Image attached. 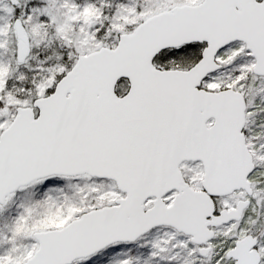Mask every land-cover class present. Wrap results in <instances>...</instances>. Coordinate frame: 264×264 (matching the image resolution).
<instances>
[{
    "label": "snow or ice",
    "instance_id": "1",
    "mask_svg": "<svg viewBox=\"0 0 264 264\" xmlns=\"http://www.w3.org/2000/svg\"><path fill=\"white\" fill-rule=\"evenodd\" d=\"M0 264H264V0H0Z\"/></svg>",
    "mask_w": 264,
    "mask_h": 264
}]
</instances>
